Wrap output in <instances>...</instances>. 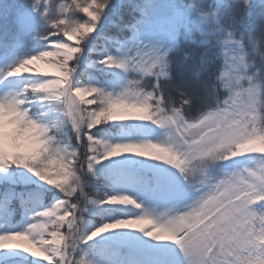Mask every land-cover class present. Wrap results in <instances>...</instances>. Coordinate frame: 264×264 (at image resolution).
<instances>
[{"label": "snow or ice", "instance_id": "6c2138e0", "mask_svg": "<svg viewBox=\"0 0 264 264\" xmlns=\"http://www.w3.org/2000/svg\"><path fill=\"white\" fill-rule=\"evenodd\" d=\"M0 264H264V0H0Z\"/></svg>", "mask_w": 264, "mask_h": 264}, {"label": "rangeland", "instance_id": "374dc122", "mask_svg": "<svg viewBox=\"0 0 264 264\" xmlns=\"http://www.w3.org/2000/svg\"><path fill=\"white\" fill-rule=\"evenodd\" d=\"M56 2L59 3H71V0H56ZM35 65L41 69V71L43 72H47L49 74H51L53 72L52 69L47 68L42 62H35ZM149 163V162H148ZM156 162H151V164H154ZM108 164L107 161L103 162L101 165L97 166V169L100 173L104 174L105 177L108 179H111L112 182V188L113 191L116 192H122L124 191V189H127L128 191L130 190V192H133L132 195L135 196L136 198H140V189L137 187L135 190L133 189L134 186V180H132L131 178H126V177H119L117 175H115L114 173L110 172L108 169H106V165ZM163 167V166H162ZM104 168L105 171H102V169ZM93 223H96V220H93ZM129 231H134V229H129ZM108 235V234H106ZM137 236H141L142 234H136ZM143 239H147L146 237H144ZM91 243V242H90ZM151 244H156V242H150ZM168 247H174L169 245ZM158 248L160 249H164V245H159ZM163 252H158L157 255H163ZM37 255H39V253H37ZM31 259V258H29Z\"/></svg>", "mask_w": 264, "mask_h": 264}, {"label": "trees", "instance_id": "16d2710c", "mask_svg": "<svg viewBox=\"0 0 264 264\" xmlns=\"http://www.w3.org/2000/svg\"><path fill=\"white\" fill-rule=\"evenodd\" d=\"M106 184H107V187L104 188V191L110 192V186H109V183H107V181H106ZM111 215H114V213H111Z\"/></svg>", "mask_w": 264, "mask_h": 264}, {"label": "bare ground", "instance_id": "6f19581e", "mask_svg": "<svg viewBox=\"0 0 264 264\" xmlns=\"http://www.w3.org/2000/svg\"><path fill=\"white\" fill-rule=\"evenodd\" d=\"M128 192V194H130V195H132V193H130V190L128 191L127 189H124V191H122V192Z\"/></svg>", "mask_w": 264, "mask_h": 264}]
</instances>
